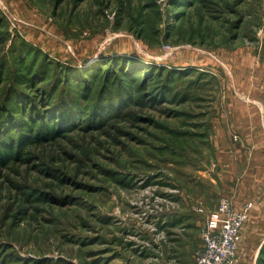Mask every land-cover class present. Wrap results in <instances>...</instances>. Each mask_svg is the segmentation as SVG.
<instances>
[{
	"label": "rangeland",
	"instance_id": "obj_1",
	"mask_svg": "<svg viewBox=\"0 0 264 264\" xmlns=\"http://www.w3.org/2000/svg\"><path fill=\"white\" fill-rule=\"evenodd\" d=\"M234 193L264 198V0H0V264H194Z\"/></svg>",
	"mask_w": 264,
	"mask_h": 264
},
{
	"label": "built area",
	"instance_id": "obj_2",
	"mask_svg": "<svg viewBox=\"0 0 264 264\" xmlns=\"http://www.w3.org/2000/svg\"><path fill=\"white\" fill-rule=\"evenodd\" d=\"M252 203L235 208L228 196H222L214 209L202 203L197 211L205 219L202 246L196 253L194 264H238L242 229L249 218Z\"/></svg>",
	"mask_w": 264,
	"mask_h": 264
},
{
	"label": "crops",
	"instance_id": "obj_3",
	"mask_svg": "<svg viewBox=\"0 0 264 264\" xmlns=\"http://www.w3.org/2000/svg\"><path fill=\"white\" fill-rule=\"evenodd\" d=\"M250 121H252V120H250ZM225 126L227 128V124H225ZM217 128H219V129H216L217 135L222 136L225 133L224 128L221 126H217ZM239 131L241 132V134L246 133V132L242 131V129H239ZM216 146H217V149L220 148L219 144H217ZM253 148H255V146L248 147V149H250V150H253ZM222 151H223L222 148H220L219 152H222ZM221 156H222V154H219L218 156H216L217 160L214 161V164L218 168H219V165H221V164L223 165V162H224V159L222 160ZM217 180H219L221 183H224L221 172L218 173ZM214 182H215V179H214ZM253 184H255V183H253ZM237 185L238 184H236V188H237ZM251 188H252V186L249 185V189H251ZM244 195L245 196L242 198H237L236 194L234 193V195L231 197L232 201H233V205L235 206V208H238V209L242 208L246 203H252L253 204V207L250 210L249 218H248L247 222L245 223V225L242 229V241L240 243L239 251L241 249L242 250L239 252V254L240 253L242 255L245 254V251L243 250V249H245V247L256 249L255 256H254V261H255V259H257V257H258L259 251H260L261 246H262L263 241H264V201H263L264 198L262 197V195H259L261 197L258 200V199L253 197L252 193H249V194L244 193ZM217 202H216V204H217ZM214 206L216 207V205H214ZM256 232H258V236L256 235Z\"/></svg>",
	"mask_w": 264,
	"mask_h": 264
},
{
	"label": "trees",
	"instance_id": "obj_4",
	"mask_svg": "<svg viewBox=\"0 0 264 264\" xmlns=\"http://www.w3.org/2000/svg\"><path fill=\"white\" fill-rule=\"evenodd\" d=\"M18 131V130H17ZM18 134H16L15 136H17Z\"/></svg>",
	"mask_w": 264,
	"mask_h": 264
}]
</instances>
